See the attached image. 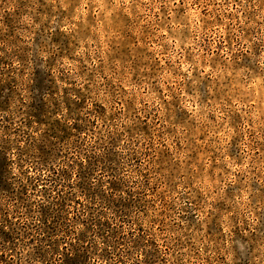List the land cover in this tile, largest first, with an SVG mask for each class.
<instances>
[{
    "label": "clouds",
    "instance_id": "9594fccd",
    "mask_svg": "<svg viewBox=\"0 0 264 264\" xmlns=\"http://www.w3.org/2000/svg\"><path fill=\"white\" fill-rule=\"evenodd\" d=\"M0 57V264H264V0H0Z\"/></svg>",
    "mask_w": 264,
    "mask_h": 264
},
{
    "label": "rangeland",
    "instance_id": "374dc122",
    "mask_svg": "<svg viewBox=\"0 0 264 264\" xmlns=\"http://www.w3.org/2000/svg\"><path fill=\"white\" fill-rule=\"evenodd\" d=\"M3 20L10 27L14 24V20L9 14H3ZM53 40L57 43L62 42L64 46H66L68 43L67 38L59 32V29H57V33L53 36ZM250 60L251 57L245 55L243 62L249 63ZM7 63L8 61L5 57H0V64ZM50 84L51 80L49 74L40 67V61L37 60V66L35 69V84L33 86L34 101L33 105L30 107V111L32 113H39L40 118H43V116L46 114V106L45 102L43 101V93L50 87ZM15 85V78L8 76L3 71V69H0V107H6L10 102L13 95L16 93ZM8 180L9 173L6 168L5 156L4 153L0 152V191L4 190L5 188H11ZM256 186L257 185L254 184V187ZM77 203H79V201H77ZM120 207L123 208L124 205L121 204ZM48 215L51 217V223L48 224L47 231H49L50 235H55L61 228L59 224V216L54 215L53 213H49ZM5 224H11V221L7 219L6 214L4 215L2 222H0V237H3L5 241L12 240L14 243L15 236L18 235V233L16 232L15 227L12 228V231L10 233L4 231ZM103 230L104 226H102L101 228L102 232ZM83 238L86 239V237ZM60 242L61 241H56V244L58 245ZM150 243H152L154 246V242L150 241ZM70 250L72 254H70L69 249H65V264H87L88 249L85 248L83 244L71 245ZM238 256H240V264H248V257H245L240 253H238ZM0 259H5V257H0Z\"/></svg>",
    "mask_w": 264,
    "mask_h": 264
}]
</instances>
